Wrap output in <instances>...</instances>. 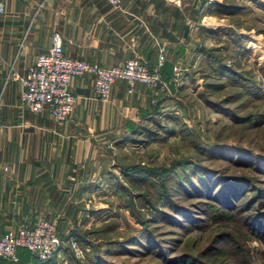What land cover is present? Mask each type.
Returning <instances> with one entry per match:
<instances>
[{
	"label": "rangeland",
	"instance_id": "374dc122",
	"mask_svg": "<svg viewBox=\"0 0 264 264\" xmlns=\"http://www.w3.org/2000/svg\"><path fill=\"white\" fill-rule=\"evenodd\" d=\"M214 2L236 10L203 17L194 51L167 54L174 69L166 86L157 85L160 111L137 121L149 132L114 139L115 161L134 176L116 169L96 198L101 216L82 233L79 264H168L181 254L206 264H264L259 241L237 220L214 219L205 199L208 191L220 196L217 179L227 180L233 216L264 212V0ZM138 164L145 169L135 174ZM225 231L233 244L218 237ZM56 264L75 263L66 254Z\"/></svg>",
	"mask_w": 264,
	"mask_h": 264
},
{
	"label": "crops",
	"instance_id": "0c3cea01",
	"mask_svg": "<svg viewBox=\"0 0 264 264\" xmlns=\"http://www.w3.org/2000/svg\"><path fill=\"white\" fill-rule=\"evenodd\" d=\"M200 2L120 0L119 7H112L105 0H2L0 165L8 169L0 167V234L19 223L47 219L62 241L51 261L63 259L65 240L101 216L96 198L118 173L114 139L127 121L140 120L150 101L144 85L135 83L128 93L125 82L116 81L108 101L101 102L94 96L93 75L86 73L71 79L76 102L65 122L22 106L18 77L46 51L50 33L59 32L66 55L99 66L120 64L136 53L153 67L161 53L162 64L173 67L167 54L194 51L200 20L212 17ZM0 264L32 262L26 249L17 248L15 261L0 257Z\"/></svg>",
	"mask_w": 264,
	"mask_h": 264
},
{
	"label": "built area",
	"instance_id": "2783aa9c",
	"mask_svg": "<svg viewBox=\"0 0 264 264\" xmlns=\"http://www.w3.org/2000/svg\"><path fill=\"white\" fill-rule=\"evenodd\" d=\"M105 1L112 7L120 5V0ZM2 10L0 0V13ZM49 41L46 51L38 53L28 65L25 75L18 77L19 102L32 112L45 111L57 123L68 120L74 108L76 96L70 89L74 76L92 74L94 96L101 102L108 101L111 86L116 81H124L128 93L132 92L135 83L144 85L151 90V102L155 101L157 85L160 84V88L166 86L160 78L163 61L160 54L153 67L148 66L136 53H131L120 64L104 67L84 58L66 55L61 35L55 30L50 33ZM0 167L2 170L8 169L6 165ZM65 242L74 257L83 258L84 249L76 239L69 237ZM61 244L55 225L47 219L38 218L31 224L19 223L0 234V257L15 261L17 248H24L30 260L45 261Z\"/></svg>",
	"mask_w": 264,
	"mask_h": 264
},
{
	"label": "trees",
	"instance_id": "16d2710c",
	"mask_svg": "<svg viewBox=\"0 0 264 264\" xmlns=\"http://www.w3.org/2000/svg\"><path fill=\"white\" fill-rule=\"evenodd\" d=\"M203 10L205 12H209L211 14L212 13L231 14L236 9L232 8L230 6H226L223 3L221 4V3L214 2L211 6L205 5ZM160 74H161V78L163 80H165V81L169 80L173 76L172 63L164 62L160 66ZM152 104H155V105H152V107H149V105H148V107H146L145 109H143V111H141L142 113H141V118L139 121H141L142 119H147V118L153 116L155 113L160 111V108L162 106L161 103L154 102ZM143 131L149 132V129L142 127V125H140V124L138 125L137 122L127 121L126 122V130L121 133L120 140L122 142L129 141L128 137H130V136L127 137V134L132 135L135 133H140V132L142 133ZM146 135H147V137H149V136H151V133L150 134L147 133ZM135 142H137V140ZM116 166L119 169L120 173L123 174L127 178V180L128 179L130 180V177L134 176V175L129 174V171L127 169H125L126 167L123 166L121 163H117ZM132 166H133L132 167L133 172L135 174L142 173L143 170L145 169L139 164L138 165H132ZM190 166H193V164L190 163ZM149 172H152V171H149ZM149 175L151 176L152 174L150 173ZM217 180L220 183H224V187H225V188L223 187L222 192H220V196L213 197V196L209 195L210 191H208V192H206V193H208V195L205 199L209 200V203L203 201V202H205L204 204L208 203L209 206H208V204H207V206L210 209H212L211 216L214 219L215 218L220 219V218L224 217V218H228V219H232V220H237L239 222L238 223L239 228L242 229V232H244V234H246L247 236L249 235V236L255 237L259 241V243L262 247L263 254H264V212L262 213L263 215L260 213H256V214L250 213V214L245 215L243 217L233 216V209H236L235 208L236 205H235V201H232L234 196L233 197L229 196V194H230V190L228 189L229 185L225 184V182L227 183V180H222V181L219 179H217ZM231 188H233V187H231ZM200 192L203 193V191H200ZM235 192H237V191H235ZM233 193L234 192H232L231 194H233ZM164 194H165V192L163 191L162 185H161L160 191L158 190L157 198H159L161 200L162 198H164ZM255 194L260 195L261 192H260V194L257 192ZM260 196L263 197L262 195H260ZM202 210H205V209L201 208V211ZM207 212L208 211L205 210V211H202L201 214L206 215ZM139 223L142 224L143 230H145L146 228L144 229L145 224H144L143 220L139 219ZM83 232L84 231L77 233L76 235H72L76 240H79L82 244L86 241L85 236L82 234ZM237 235L241 236V233H237ZM218 237L222 238L221 240L229 241L231 244H233V242H235L234 238L232 236V232H229V231L222 232L221 234H219ZM64 244H65L66 253L72 256V260L75 264H79L80 263L79 259L73 256L71 250L69 249L68 244L67 243H64ZM232 247L236 249L237 245L234 243V245H232ZM52 255H51V257H52ZM51 257L45 261H39L36 259H32V260L29 259V260L32 262V264H55L54 262L51 261V259H52ZM97 259H98V257H97ZM165 261L168 264H206V263L198 260L197 258H195V256L192 254H187V255L181 254L178 256H174V257H167ZM245 263L246 262L242 258L237 260V264H245ZM106 264H108V263L106 262Z\"/></svg>",
	"mask_w": 264,
	"mask_h": 264
}]
</instances>
